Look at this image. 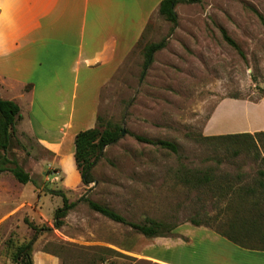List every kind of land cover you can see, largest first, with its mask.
<instances>
[{"label": "rangeland", "instance_id": "obj_1", "mask_svg": "<svg viewBox=\"0 0 264 264\" xmlns=\"http://www.w3.org/2000/svg\"><path fill=\"white\" fill-rule=\"evenodd\" d=\"M175 10L173 31L172 23L155 13L101 88L99 122L117 124L121 131L119 139L103 149L91 171L92 183L63 188L49 154L14 128L4 154L15 158L30 180L22 184L9 171L0 173V264H12L14 247L33 236V264H160L143 256L158 239L109 220L85 201L77 202L61 227H54L53 213L62 199L49 190L61 188L69 201L85 195L129 221L176 225L172 239L188 242L170 253L181 264H209L216 253L226 259L221 258V264H264V255L251 251L226 255L224 245L204 239L189 222L194 218L215 232H228L239 204L220 197L218 187L226 177L233 189L250 185L258 168L264 170V134L204 139L209 136L204 133L209 115L220 101L235 97L258 103L264 98V0H202L179 3ZM222 30L242 54L224 40ZM162 39L164 48L153 54L141 77L145 46ZM220 112L210 124L212 133L264 125V101L249 109L224 102ZM134 135L166 140L176 150ZM204 172L213 180L202 185L185 181Z\"/></svg>", "mask_w": 264, "mask_h": 264}, {"label": "crops", "instance_id": "obj_2", "mask_svg": "<svg viewBox=\"0 0 264 264\" xmlns=\"http://www.w3.org/2000/svg\"><path fill=\"white\" fill-rule=\"evenodd\" d=\"M160 1L0 0V99L18 105L15 127L49 154L64 181L63 188H77L81 182L73 157L75 134L96 125L101 88L127 59L149 19L158 12ZM262 101L264 98L258 103L223 99L209 115L204 133L264 131V125L216 129L220 133L210 129L224 102L249 109ZM194 228L209 242L224 245L226 255L240 250L264 255L262 250L242 248L205 226ZM153 238L160 242L145 258L181 264L170 253L188 242L172 236ZM191 240L189 236V243ZM212 257L209 264H221V258L226 261L219 253Z\"/></svg>", "mask_w": 264, "mask_h": 264}, {"label": "trees", "instance_id": "obj_3", "mask_svg": "<svg viewBox=\"0 0 264 264\" xmlns=\"http://www.w3.org/2000/svg\"><path fill=\"white\" fill-rule=\"evenodd\" d=\"M201 1L202 0H161L157 11L165 20L172 23V32L177 24L176 5L179 3L197 4ZM222 35L230 46L242 54L237 43L227 35L225 30H222ZM165 44L166 40L162 39L145 46L141 77L145 75L146 70L152 63L153 54L164 48ZM18 117V105L11 100L0 99V173L9 171L18 182L24 184L30 180L29 174L18 165L15 158L10 159L4 154L10 143L12 131L15 130L14 128ZM99 120L100 118L97 116V122L94 127L81 130L74 136V163L80 174L81 181L84 184H89L94 181L91 171L101 156L103 149L107 145L115 143L120 137L121 128L117 124L107 123L103 126ZM263 134L264 131L255 132L254 134L247 132L233 133L204 136V139L237 140L243 137L254 138L256 135ZM134 137L145 143L157 144L162 147L176 150V146L166 140H152L140 135H134ZM209 173L204 172L202 175L197 173L191 174V179H189L190 177H186L185 181L192 180L196 185H202L203 183L213 180L212 175L210 176ZM236 178H240V176L237 175ZM224 179V184L218 187L220 190L219 196L227 197L229 201L235 200L238 202L239 206L234 209L235 216L229 224V231L216 232L242 248L264 251V170L258 168L256 177H254L250 185L237 186L236 189H233L229 177ZM49 193L58 195L62 199L61 206H58L53 213V225L56 228L63 225V219L79 201H85L93 211L109 220L127 225L135 232L147 238L173 236L174 230L177 227L176 225L153 219H146L143 222L129 221L122 214L109 206L93 201L85 195H82L76 201H69L64 191L61 189H50ZM189 222L195 226L201 225V222L194 218L190 219ZM33 229L37 231L36 227H33ZM34 239L33 236L30 240L17 244L14 247L11 256L12 264H33L32 245ZM124 248L130 250L131 247L125 246Z\"/></svg>", "mask_w": 264, "mask_h": 264}, {"label": "water", "instance_id": "obj_4", "mask_svg": "<svg viewBox=\"0 0 264 264\" xmlns=\"http://www.w3.org/2000/svg\"><path fill=\"white\" fill-rule=\"evenodd\" d=\"M123 133V132H122Z\"/></svg>", "mask_w": 264, "mask_h": 264}]
</instances>
